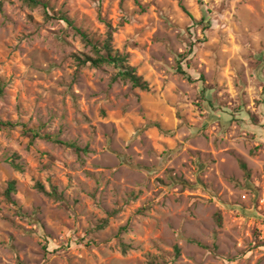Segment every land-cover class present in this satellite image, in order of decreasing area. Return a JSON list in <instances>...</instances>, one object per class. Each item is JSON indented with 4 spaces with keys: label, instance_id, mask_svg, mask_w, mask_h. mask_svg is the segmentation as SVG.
Returning a JSON list of instances; mask_svg holds the SVG:
<instances>
[{
    "label": "rangeland",
    "instance_id": "obj_1",
    "mask_svg": "<svg viewBox=\"0 0 264 264\" xmlns=\"http://www.w3.org/2000/svg\"><path fill=\"white\" fill-rule=\"evenodd\" d=\"M45 1L95 41L110 24L150 90L78 69L73 28L0 0V118L89 150L0 129V264H264V0Z\"/></svg>",
    "mask_w": 264,
    "mask_h": 264
},
{
    "label": "trees",
    "instance_id": "obj_2",
    "mask_svg": "<svg viewBox=\"0 0 264 264\" xmlns=\"http://www.w3.org/2000/svg\"><path fill=\"white\" fill-rule=\"evenodd\" d=\"M26 5L31 8H42L44 12V17L46 21H50L52 19H56L59 21L65 22L70 28H73L78 35L82 38L83 43L91 48V52L93 56L90 55H74L73 58L76 61L78 69H84L86 67L91 68H102L103 66H110L113 67L117 73L114 77V81H122L126 83H130L133 88L140 89L142 91H149L150 85L147 81L143 79V77L137 74L136 68L129 65V56L122 54L118 50H115L113 47V35L114 29L110 24H106L107 29V36L102 41H95L94 38H90L87 32H84L81 29L74 27V21L69 18L66 13L60 12L55 16H51L49 14V2L45 0H22ZM196 22L194 19H192ZM106 23V22H105ZM206 23L208 27L211 26L210 20L207 18H203L201 22H196L198 25H203ZM205 29V28H204ZM177 73L183 76L186 80L190 83H194L195 81L192 77L184 70L183 65L181 62L178 64ZM5 95V84L1 81L0 83V99ZM159 127V126H158ZM21 128L23 134L30 140L31 144H34L38 140H46L50 141L56 145H62L68 149H72L81 156L82 154H89V150L87 148H81L76 143L72 142H63L60 141L58 138L53 137L51 135H43L39 130L29 129L25 124L21 123H13L10 121H3L0 118V129L2 130H15ZM18 156H14L13 160L11 161L12 167L18 171L23 172L24 168L21 164L17 163ZM241 169L243 170L244 174L247 178L251 176V172L246 163H241ZM37 190L41 193L48 195L49 197L55 198L56 200H63L62 196L58 193L56 188L52 189V192H48L45 187L41 184L36 185ZM16 192V182L12 181L8 184V189L6 191V198L11 204H15L12 200V194ZM219 224H221V216L217 217ZM107 226V221L102 222L98 226L97 229L102 230ZM125 230V229H124ZM131 249V246L122 244V252L123 254H127L128 251ZM176 257L180 255V249L178 247L175 248ZM149 264H157L154 261H150Z\"/></svg>",
    "mask_w": 264,
    "mask_h": 264
}]
</instances>
